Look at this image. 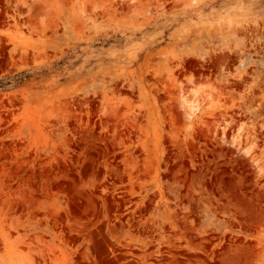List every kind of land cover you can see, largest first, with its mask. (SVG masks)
<instances>
[{
  "label": "rangeland",
  "instance_id": "obj_1",
  "mask_svg": "<svg viewBox=\"0 0 264 264\" xmlns=\"http://www.w3.org/2000/svg\"><path fill=\"white\" fill-rule=\"evenodd\" d=\"M0 264H264V0H0Z\"/></svg>",
  "mask_w": 264,
  "mask_h": 264
},
{
  "label": "bare ground",
  "instance_id": "obj_2",
  "mask_svg": "<svg viewBox=\"0 0 264 264\" xmlns=\"http://www.w3.org/2000/svg\"><path fill=\"white\" fill-rule=\"evenodd\" d=\"M184 99H185L186 102H188V103H192V102H191L192 100H191L190 96H185ZM195 111H196L195 106H194V105H190V106H189V113H190V114H193Z\"/></svg>",
  "mask_w": 264,
  "mask_h": 264
}]
</instances>
